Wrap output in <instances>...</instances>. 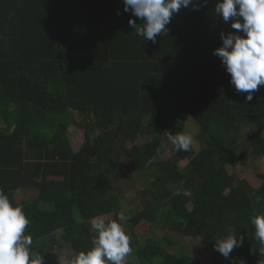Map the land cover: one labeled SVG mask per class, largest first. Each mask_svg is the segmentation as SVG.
Wrapping results in <instances>:
<instances>
[{
  "label": "trees",
  "instance_id": "trees-1",
  "mask_svg": "<svg viewBox=\"0 0 264 264\" xmlns=\"http://www.w3.org/2000/svg\"><path fill=\"white\" fill-rule=\"evenodd\" d=\"M215 3L182 8L152 42L134 35L128 20L142 21L122 0H0V190L22 207L43 264L54 261L41 250L61 240L71 259L92 248L94 218L122 226L134 183L141 193L136 205L126 198L122 226L133 264H202L176 236L200 239L208 264H264L250 223L264 215V172L258 188L228 172L264 155V85L246 102L229 83L213 50L237 30ZM189 120L199 152L173 148L165 160L163 140ZM69 127L84 132L76 152ZM142 222L162 236L141 239ZM229 229L243 246L225 259L213 245Z\"/></svg>",
  "mask_w": 264,
  "mask_h": 264
},
{
  "label": "clouds",
  "instance_id": "clouds-1",
  "mask_svg": "<svg viewBox=\"0 0 264 264\" xmlns=\"http://www.w3.org/2000/svg\"><path fill=\"white\" fill-rule=\"evenodd\" d=\"M208 0H122L124 12L140 19L128 24L135 29L134 35L155 42L165 34L171 17L182 8L197 9ZM214 12L224 22L230 23L234 32L220 33L222 45L213 50L229 74V83L244 100L251 102L254 93L264 85V0H216ZM239 33H243L240 35ZM168 139L177 151H188L193 143L189 134L168 133ZM259 202V198H258ZM22 207L13 206L9 197L0 190V264H43V258L32 255L33 240L25 234L29 225ZM255 239L260 243L259 252L264 254V215L250 218ZM92 229L97 232L92 248L79 252L68 264H123L132 252L130 237L115 220L105 222L94 218ZM228 235L215 239L213 248L225 259L234 248L243 246V237L229 229ZM38 255V254H37Z\"/></svg>",
  "mask_w": 264,
  "mask_h": 264
},
{
  "label": "rangeland",
  "instance_id": "rangeland-1",
  "mask_svg": "<svg viewBox=\"0 0 264 264\" xmlns=\"http://www.w3.org/2000/svg\"><path fill=\"white\" fill-rule=\"evenodd\" d=\"M193 122V121H192ZM191 122V120L188 121L187 125V130L185 134H189L193 138V143L192 146L196 152H199L201 148V137L199 134V130L197 129L196 126ZM68 135L70 139V147L73 152L78 151V149L81 147L83 141H84V132L82 130L77 129L76 127H69L68 129ZM264 136V134H263ZM145 142L148 141V138L144 139ZM163 145L165 148V156L164 159H170L171 158V152L174 146L172 143L169 141L168 138H165L163 140ZM188 161H182L179 166L180 168H184L187 165ZM123 165V164H122ZM124 166V165H123ZM121 172V169L119 168V173ZM228 172L230 175H232L235 180H246L249 182L254 188H258L261 183V174L264 172V155L261 157L249 154V160L246 165H240L235 169L228 168ZM141 193V189L139 187V184H135L133 186V190L130 191L128 197V200L133 203V205H136L138 202H135L134 200L138 198ZM30 193L26 194H17V200H22L24 199L25 201H28L30 199ZM125 197L121 199V207L118 212L119 214V221L122 223V226L124 224H127L129 220V212H128V206L125 204L127 201ZM113 219L112 215H108L105 217V220L111 221ZM129 237H131V234L129 231L125 230L124 231ZM138 236L141 239H144L143 236L147 235V237H152L154 239H157L162 236V231L158 229L157 227L142 222L139 227L137 228V233ZM173 242L175 244V248H184L187 250L188 254L201 262L202 264H208L212 260L213 252L211 250L205 251L200 243V239H193V238H184V237H173ZM61 245L62 247L59 249L55 250H49L46 246L41 250L39 253L40 256H42L43 253L48 252L51 254V257L53 259V264H68L70 262L71 257L73 256V251L68 248V245L61 240ZM236 250V248L233 249V251ZM55 252V253H54ZM134 258L132 255H128L123 264H133Z\"/></svg>",
  "mask_w": 264,
  "mask_h": 264
}]
</instances>
